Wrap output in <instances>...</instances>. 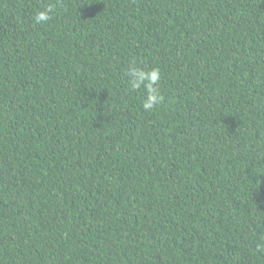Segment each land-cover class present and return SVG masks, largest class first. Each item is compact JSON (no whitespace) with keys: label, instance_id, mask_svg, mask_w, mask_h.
I'll return each mask as SVG.
<instances>
[{"label":"trees","instance_id":"1","mask_svg":"<svg viewBox=\"0 0 264 264\" xmlns=\"http://www.w3.org/2000/svg\"><path fill=\"white\" fill-rule=\"evenodd\" d=\"M0 264H264V0H0Z\"/></svg>","mask_w":264,"mask_h":264},{"label":"clouds","instance_id":"2","mask_svg":"<svg viewBox=\"0 0 264 264\" xmlns=\"http://www.w3.org/2000/svg\"><path fill=\"white\" fill-rule=\"evenodd\" d=\"M55 5H48L42 11H38L35 15L37 24L49 21L54 14ZM129 85L131 91H137L144 88L147 92V98L143 102L145 111L151 110L162 102L163 97L160 91L161 72L159 67H153L147 71L142 67L136 66L135 62L128 70Z\"/></svg>","mask_w":264,"mask_h":264}]
</instances>
